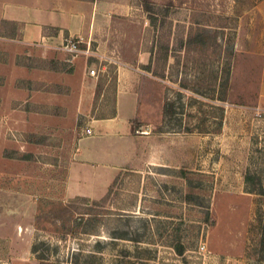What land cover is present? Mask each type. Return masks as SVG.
I'll use <instances>...</instances> for the list:
<instances>
[{
    "label": "rangeland",
    "instance_id": "374dc122",
    "mask_svg": "<svg viewBox=\"0 0 264 264\" xmlns=\"http://www.w3.org/2000/svg\"><path fill=\"white\" fill-rule=\"evenodd\" d=\"M85 1L93 14L78 47L87 53L76 54L97 71L87 115L111 114L117 79L131 82L139 160L103 200L65 197L64 167L88 116L77 115L74 132L57 125L53 107L32 100L56 89L35 77L49 62L21 58L28 75L9 91L27 94L11 108L29 111L28 128L0 131V264H264L255 193L264 190V111L252 107L264 0Z\"/></svg>",
    "mask_w": 264,
    "mask_h": 264
},
{
    "label": "crops",
    "instance_id": "0c3cea01",
    "mask_svg": "<svg viewBox=\"0 0 264 264\" xmlns=\"http://www.w3.org/2000/svg\"><path fill=\"white\" fill-rule=\"evenodd\" d=\"M92 14L91 3L85 0H0V117L3 115L4 119L3 123L2 119L0 121V131L16 127L27 131L28 128L29 111L24 106L11 108L12 101L24 103L28 100L27 94L9 91L15 78L28 75L27 65L19 62L21 58L49 62L50 66L36 70L35 77L56 89L43 92L41 100H32L43 107H53L54 111L48 117L56 118L57 125L66 126L62 129L67 132H74L77 115L88 116L96 81L87 75L86 69L94 61L79 54L72 55L59 45L65 37L79 36L86 41ZM76 81L80 85L78 92ZM129 83L126 79H117L111 114L88 116L86 127L90 133L85 134L80 127L64 167L65 197L98 199L106 193L120 170L138 163L136 153L141 125L136 119L139 97ZM255 85L252 107L264 111L263 71ZM0 160L6 162L5 157ZM6 173L3 172V179Z\"/></svg>",
    "mask_w": 264,
    "mask_h": 264
},
{
    "label": "trees",
    "instance_id": "16d2710c",
    "mask_svg": "<svg viewBox=\"0 0 264 264\" xmlns=\"http://www.w3.org/2000/svg\"><path fill=\"white\" fill-rule=\"evenodd\" d=\"M147 67H149V65H146ZM179 93H181L180 91H178ZM190 95L188 96L189 100L195 98V95L194 93H189ZM219 108V105L217 106ZM171 110H173V107H172V102H167V100H165V102L163 103L162 105V114H163V117L166 118V116L170 115L171 114ZM222 117L223 115L219 114V117H218V125H217V128L218 130L221 128V125H222ZM159 131H167V130H159ZM185 131H188V132H197V133H207L208 131H204V130H191V129H186ZM264 156V155H263ZM253 180V174L248 172V170H245V172L243 173V183L247 184L248 182H252ZM246 192H253L252 189H248L245 190ZM259 195H263L264 196V190H259L258 192H255ZM107 195V191L106 193L99 199V200H103ZM76 198H80V199H84V200H87L86 197H81V196H75ZM95 202V201H93ZM35 249H36V244L33 243L32 246H31V250L35 252Z\"/></svg>",
    "mask_w": 264,
    "mask_h": 264
},
{
    "label": "built area",
    "instance_id": "2783aa9c",
    "mask_svg": "<svg viewBox=\"0 0 264 264\" xmlns=\"http://www.w3.org/2000/svg\"><path fill=\"white\" fill-rule=\"evenodd\" d=\"M81 42L82 39L79 36L65 37L63 38V41L60 43L59 47L71 54H76L78 52L87 53V48L79 49L78 44ZM86 73L91 77L97 76L96 68L92 64L87 67ZM83 132L88 134L90 133V129L86 127ZM199 248L202 249L203 245L199 246Z\"/></svg>",
    "mask_w": 264,
    "mask_h": 264
}]
</instances>
